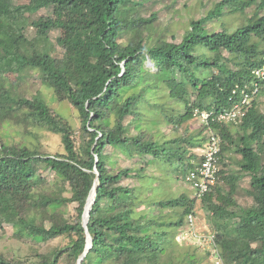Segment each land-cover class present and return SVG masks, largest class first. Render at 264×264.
Returning <instances> with one entry per match:
<instances>
[{"label": "trees", "instance_id": "1", "mask_svg": "<svg viewBox=\"0 0 264 264\" xmlns=\"http://www.w3.org/2000/svg\"><path fill=\"white\" fill-rule=\"evenodd\" d=\"M161 2L0 0V230L8 224L14 237L35 244L68 239L63 248L36 253L39 264H76L95 183L87 223L92 246L82 264H216L212 256L218 264H264V99H254L238 125L211 124L224 144L217 181L201 199L167 196L163 186L176 181L193 190L185 175L201 161L191 149L202 146L196 134L205 130L194 110L218 112L235 88L250 83L264 55V3L234 32H208L206 23L225 10L244 12L257 2L220 0L174 43L157 37L161 23L151 9ZM42 9L47 16L33 18ZM14 74L17 87L9 82ZM33 79L71 107L76 123L57 114L40 90L21 96ZM194 121L199 130H192ZM11 122L34 138L38 131L60 136L63 153L5 139L1 127ZM231 151L240 157L237 171L225 163ZM118 154L142 166L119 168ZM244 177L247 205L236 198ZM132 178L135 185L122 184ZM196 202L210 221L201 247L176 241L185 217L197 219ZM70 205L76 216L56 220ZM0 264L27 263L0 255Z\"/></svg>", "mask_w": 264, "mask_h": 264}, {"label": "rangeland", "instance_id": "2", "mask_svg": "<svg viewBox=\"0 0 264 264\" xmlns=\"http://www.w3.org/2000/svg\"><path fill=\"white\" fill-rule=\"evenodd\" d=\"M153 1V0H152ZM220 0H162L161 4L154 6L151 11H155L158 13L159 22L161 23L159 32L157 33V37L159 39L180 43L182 40V36L184 33L190 29V21L200 19V16L205 15L208 11H210L214 4L219 3ZM245 1V0H243ZM149 13V12H148ZM245 14L240 15L239 13H232L229 10H226L223 14V17L220 19H215L206 23V29L208 32H220L227 30L232 33L237 30L238 26L243 25L247 19H249L254 14V7L250 6L245 11ZM46 17L47 14L44 9L40 10L37 15H33V18ZM252 19V18H251ZM201 53L204 56H207V52L204 49H201ZM9 76V75H8ZM16 74L9 76V82L11 85L18 86V83H15L14 77ZM37 79L27 80L26 85H24L22 89L21 96L30 97L36 93V91L40 90L43 97L48 101L50 107L60 116L65 117V119L69 120L71 125L76 123L74 113L71 112V107L67 103H58L55 100L51 99L52 93L50 90L45 87H40L39 82L37 83ZM259 110L264 112V101L259 102ZM24 115L23 112L19 114V117ZM20 127L19 123L11 122L10 125H3L1 127V134L4 135L5 139L14 138L16 141L26 140L31 145V147L38 149L42 153H47L49 155H55L57 153H63V147L60 142V136L53 135L45 131H38L37 137L34 138L30 134L25 131L18 132V128ZM192 130H199L200 124L197 121H194L191 124ZM163 131L169 132V127L164 129ZM183 133L179 131V135ZM204 134L197 135L196 140L201 139V144H204L202 141ZM9 136V138H8ZM12 137V138H11ZM205 137V135H204ZM209 143L205 145V147H196L191 149V152L197 155V157L203 153L208 148ZM226 154L225 163L228 165V168L231 170L237 171L239 166L237 165V161L240 160V157L235 155L233 151ZM118 167L119 168H130L137 169L142 166V164L136 162V160L127 159L125 156L118 154ZM47 181H52V172L42 170L40 172ZM169 181V180H167ZM166 181V182H167ZM123 185H135V178L124 180ZM164 192L167 196L180 195L183 194L185 196L193 197V193L191 189L186 188L183 184L170 181L163 185ZM240 189L236 193V198L239 204L247 205L250 204L251 199L244 194V191L249 189V179L248 177L242 178L240 182ZM191 190V191H190ZM177 193V194H176ZM166 196V197H167ZM197 212V219H195V226L192 229L193 236H187L191 241L192 245L200 246L199 239L205 237L203 235L204 232H207L210 228V221L208 214L202 209L199 202H196L195 209ZM76 216L75 209L72 205L60 209L55 215L56 220L63 221L68 218H72ZM178 216L174 217L175 219ZM3 230H0V255L7 257L9 259H17L26 262L27 264H39V260L37 254H45L50 249L55 248H63L68 244V239L65 238H56L50 240L48 242L35 244L28 239L14 237L13 231L8 224H2ZM183 241V240H182ZM208 241V240H207ZM201 247V246H200ZM206 248V247H205ZM204 249V248H202ZM207 249V248H206ZM211 261L215 263L218 262L217 259L211 257ZM207 261H202L200 264H207ZM63 264V263H59ZM209 264V263H208Z\"/></svg>", "mask_w": 264, "mask_h": 264}, {"label": "built area", "instance_id": "3", "mask_svg": "<svg viewBox=\"0 0 264 264\" xmlns=\"http://www.w3.org/2000/svg\"><path fill=\"white\" fill-rule=\"evenodd\" d=\"M252 74L255 79L264 82V67L255 69L252 72ZM259 92L260 89L258 83L255 84L250 83L249 85H245V88L240 90L239 92L235 88L232 94L234 96L236 95L240 96L242 98L241 103L235 104L231 113H228L226 115H220L219 121L226 120V121L235 122L238 117L243 116L244 111L246 109L244 107L247 106L249 102L253 99V97L259 94ZM208 143H209L208 148L205 150L203 160L200 163V165L197 166L194 170L187 173V175L185 176V181L192 185L193 190L195 191V195L198 199L203 197V195H205L206 192L208 191L209 187L215 184L220 170L219 160H218V154L220 152V146H219L220 139L218 136L212 134L209 138ZM187 224H188L187 228L180 230V233L176 235V241L178 243H181L182 240L184 241L185 239H188L187 236H191V235L193 236L192 233V229L194 227L193 216L189 215L187 217ZM204 238L206 239V237ZM207 249L210 250V252L214 253V251L211 250L210 246ZM212 257L215 258L214 256ZM216 264H218V262H216Z\"/></svg>", "mask_w": 264, "mask_h": 264}, {"label": "clouds", "instance_id": "4", "mask_svg": "<svg viewBox=\"0 0 264 264\" xmlns=\"http://www.w3.org/2000/svg\"><path fill=\"white\" fill-rule=\"evenodd\" d=\"M261 2L262 3H264V0H257V2L255 3V4H253L252 6L254 7V14H255V6L256 5H259V4H261ZM255 5V6H254ZM250 7V6H249ZM248 7H246L245 8V10L247 9ZM226 11V10H225ZM235 13H239L240 15H243V14H245L244 12H235ZM254 14H253V16H251L249 19H247L246 20V23H248V21L249 20H251V21H253V19H254ZM252 18V19H251ZM244 25V24H243ZM224 31H226V32H228L227 30H224ZM262 46H263V49H264V44H262ZM260 61H262V64L260 65V66H256L255 68H253L251 71L253 72L255 69H259V68H262V67H264V55H262V57H261V59H260ZM148 66H152V64H150V63H148ZM252 72H251V78H250V80H249V82L250 83H258L259 84V89H260V92H259V94H257L256 96H254L253 97V99L249 102V104L247 105V106H245L244 108H246L245 109V111H244V114H243V116H241V117H238L237 118V120L234 122V121H226V120H224V121H219V116L220 115H226V114H228V113H231L232 112V110H233V107L235 106V104H240L241 103V97L240 96H238V95H236V96H234L233 94H232V96H231V98H230V101H229V106H227V107H225V108H223V109H221L220 111H218V112H210V111H206V110H202V111H199V110H194V117H197V118H199L200 119V121H201V124H202V126L205 128V130L202 132V134H204L205 135V137H204V135H203V141H204V144L201 146V147H205V145L209 142V138H210V136L213 134V135H216V136H218L219 137V139H220V152H219V154H218V160H219V167L221 166L220 165V153H221V147H222V145L224 144V142H223V139H222V137L219 135V134H217L214 130H213V127L211 126V124H215V125H229V124H234V125H238L240 122H242V120L246 117V115H247V112H248V110H249V108H250V106H251V103H252V101L254 100V99H264V82H261V81H258L257 79H255L254 78V76H253V74H252ZM245 82V81H244ZM250 83H244V85H249ZM233 92V91H232ZM199 148V147H198ZM204 153H205V151L203 152V153H201L200 155H199V157L201 158V161H200V163L202 162V160H203V156H204ZM200 163L198 164V165H196L195 166V168L197 167V166H199L200 165ZM194 168V169H195ZM193 169V170H194ZM95 171V172H94ZM190 171H192V170H190ZM189 171V172H190ZM220 171V170H219ZM93 172L96 174V169L94 168L93 169ZM188 172V173H189ZM97 175V174H96ZM98 175H99V173H98ZM97 175V176H98ZM187 175V174H186ZM185 175V176H186ZM218 177V176H217ZM95 181L97 182V178L95 179ZM217 181V180H216ZM216 183V182H215ZM213 186V185H212ZM211 187V186H210ZM209 187V188H210ZM209 190V189H208ZM194 191V190H193ZM192 191V193H193V197H196V195H195V191L193 192ZM207 193V192H206ZM197 198V197H196ZM202 198V197H201ZM200 198V199H201ZM198 199V198H197ZM190 215V214H189ZM189 215H187L186 217H185V221H184V223H183V225L182 226H184V229H186L187 228V226H188V224H187V217L189 216ZM194 226H195V218H194ZM181 230H183V229H181Z\"/></svg>", "mask_w": 264, "mask_h": 264}, {"label": "water", "instance_id": "5", "mask_svg": "<svg viewBox=\"0 0 264 264\" xmlns=\"http://www.w3.org/2000/svg\"><path fill=\"white\" fill-rule=\"evenodd\" d=\"M96 174L98 175V172H96ZM96 187H97V183L94 184V186H93V188H92V190H91V192H90V194L88 196L86 205L84 207V211H83V215H82V226H83V228L85 230V234H86V246H85V249H84L83 253L77 259L76 264H82L83 258L85 257L86 253L88 252V250L92 246V238H91L90 234L88 233L87 223H88L91 207H92V205H93V203L95 201Z\"/></svg>", "mask_w": 264, "mask_h": 264}]
</instances>
